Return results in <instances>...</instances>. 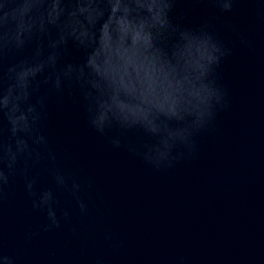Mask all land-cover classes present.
<instances>
[{"label":"water","instance_id":"water-1","mask_svg":"<svg viewBox=\"0 0 264 264\" xmlns=\"http://www.w3.org/2000/svg\"><path fill=\"white\" fill-rule=\"evenodd\" d=\"M45 3L55 19L56 5ZM170 3L173 27L206 32L226 51L209 77L226 107L217 106L212 120L191 136V150L177 144L171 154L178 158L157 169L144 156L159 146L161 135L115 121L101 134L89 123L99 91L67 82L59 93L42 86L32 103L46 97L42 109L37 105L46 143L25 137L40 156L38 164L35 157L28 161L35 196L26 191L21 162L0 194V255L15 264H264V4L233 0L225 12L219 0ZM125 44L129 72L150 73L131 51L134 38ZM99 46L97 35L93 49ZM33 49L0 57V77ZM60 51L61 67L85 62L87 53L72 42ZM156 122L176 132L192 118ZM9 128L0 113V143L10 140ZM117 139L120 147L112 143ZM0 170L7 174L3 165ZM45 191L52 193L60 225L48 231L47 210L32 207Z\"/></svg>","mask_w":264,"mask_h":264},{"label":"clouds","instance_id":"clouds-1","mask_svg":"<svg viewBox=\"0 0 264 264\" xmlns=\"http://www.w3.org/2000/svg\"><path fill=\"white\" fill-rule=\"evenodd\" d=\"M56 16L45 0H0V57L8 53H23L34 44L30 58H22L0 77V113L10 126V140L0 143V194L9 178L17 174L18 165L24 163L25 188L34 197V179L27 175L28 161L40 162L39 153L31 147L46 143L37 125L46 97L34 95L42 86H51L57 93L63 84L88 86L100 92L95 106L89 108L90 125L103 134L113 121L122 128L142 127L153 135H161L159 146L149 149L144 156L147 163L157 169L178 157L172 149L183 144L191 150V136L204 128L213 118L217 106L226 107L224 93L209 79L214 66L226 55L223 47L206 32L193 33L173 27L169 14L170 0H52ZM233 0H219L222 11L232 9ZM264 4V0H260ZM53 32L56 38L53 39ZM99 35L100 46L93 49ZM134 38L131 50L137 63L151 69L150 73L129 72V49L125 41ZM175 37V42L170 40ZM47 40V45L43 43ZM69 42L87 55L83 65L59 66L61 49L65 52ZM47 53V54H46ZM191 53V55H190ZM91 103L90 94L85 96ZM184 121L191 117L187 127L176 132L161 128L157 120ZM120 147V141H112ZM55 160V157H53ZM56 181L65 186L64 178ZM78 185L73 184V190ZM53 197L43 192L32 200L34 210H47L50 227L60 225L52 211ZM83 212L85 206L80 204ZM67 218V213L64 214ZM0 264H15L8 255H0Z\"/></svg>","mask_w":264,"mask_h":264}]
</instances>
